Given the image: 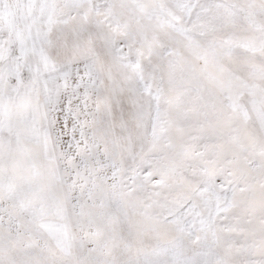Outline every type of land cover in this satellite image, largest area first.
I'll return each instance as SVG.
<instances>
[{"label":"snow or ice","instance_id":"6c2138e0","mask_svg":"<svg viewBox=\"0 0 264 264\" xmlns=\"http://www.w3.org/2000/svg\"><path fill=\"white\" fill-rule=\"evenodd\" d=\"M0 264H264V0H0Z\"/></svg>","mask_w":264,"mask_h":264}]
</instances>
